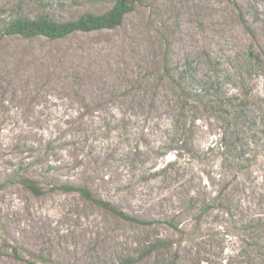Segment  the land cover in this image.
<instances>
[{"label": "rangeland", "instance_id": "rangeland-1", "mask_svg": "<svg viewBox=\"0 0 264 264\" xmlns=\"http://www.w3.org/2000/svg\"><path fill=\"white\" fill-rule=\"evenodd\" d=\"M110 5L0 0V19ZM127 255L264 264V0H140L114 29L0 37V264Z\"/></svg>", "mask_w": 264, "mask_h": 264}, {"label": "trees", "instance_id": "trees-1", "mask_svg": "<svg viewBox=\"0 0 264 264\" xmlns=\"http://www.w3.org/2000/svg\"><path fill=\"white\" fill-rule=\"evenodd\" d=\"M139 1L140 0H111V5L103 12L97 13L86 11L75 18L66 20H57L47 14H37L33 17L27 14H18L8 19H0V37L7 35L19 36L24 39H33L38 36H43L53 40L61 39L77 32L89 33L103 29H114L121 25L125 15L130 13L134 9V4ZM20 182L35 195H39L41 193L36 180L21 177ZM62 188L64 190L76 191L83 199L108 210L112 214L124 220L145 223V221L134 218L120 211L111 203L96 197L86 186L64 185ZM169 246L170 245H168L166 241H162L161 243L158 240L157 242L151 243L147 246L142 255L145 257L151 252L160 254V252L168 249ZM11 248L13 256L18 257L21 249L16 245H12ZM24 252L30 257L37 258V256L32 252ZM135 261L136 259L127 255L119 259L117 264H134Z\"/></svg>", "mask_w": 264, "mask_h": 264}]
</instances>
